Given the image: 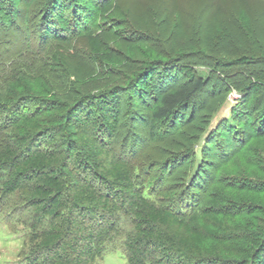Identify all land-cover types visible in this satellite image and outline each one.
Wrapping results in <instances>:
<instances>
[{"label": "trees", "instance_id": "16d2710c", "mask_svg": "<svg viewBox=\"0 0 264 264\" xmlns=\"http://www.w3.org/2000/svg\"><path fill=\"white\" fill-rule=\"evenodd\" d=\"M85 1L89 8L80 0H48L41 40L65 44L81 31L95 56L120 64L95 35L101 25L96 30L83 25L90 8L102 11V17L111 10V0ZM5 6L0 0L2 20ZM241 18L250 29L248 16ZM153 69L146 67L127 87L79 92L74 100L52 94L49 81L39 84L27 77L0 87V197L7 202L17 198L14 209L28 230L21 264H100L117 248L128 264H264V184L255 193L252 181L222 180L194 200L190 190L199 171L184 191L163 192L166 178L149 184L146 171L117 154L123 91L131 104L152 105L148 133L153 141H163L209 85L207 78L184 68L187 81L165 88L167 82L160 74L157 81ZM260 114L259 130L237 114L227 133L218 127L208 140L223 142L225 158L238 155L245 142L264 139V111ZM259 143L256 147L264 149ZM199 152L203 164L206 151ZM193 153L197 161L198 151ZM249 171L236 173L264 177L263 169Z\"/></svg>", "mask_w": 264, "mask_h": 264}, {"label": "rangeland", "instance_id": "374dc122", "mask_svg": "<svg viewBox=\"0 0 264 264\" xmlns=\"http://www.w3.org/2000/svg\"><path fill=\"white\" fill-rule=\"evenodd\" d=\"M47 1L4 0L8 12L0 19V87L27 77L39 84L49 81L52 94L74 100L79 92L127 87L149 65L157 81L160 74L167 82L165 88L181 86L188 79L184 70L192 69L207 78L209 85L163 141H153L148 133L152 105L131 104L127 91L121 93L120 126L114 142L117 154L146 171L144 179L149 184L166 178L163 192L184 191L186 181L198 171L189 192L196 200L222 180L228 184L252 181L253 192L259 191L256 186L264 184V177L239 176L236 171L264 170V149L256 147L259 141L264 145V139L255 136L238 155L227 159L223 142L208 138L218 127L227 133L237 114L253 130L262 126L256 118L264 111V0H111L106 17L90 8L83 25L91 29L101 25L95 35L123 61L120 64L95 56L81 31L69 35L65 44L43 42L40 22L47 13ZM80 2L88 7L85 0ZM243 14L250 20V29L242 24ZM256 85L262 89L256 90ZM247 145L253 146L251 150H246ZM200 150L206 151L203 164ZM13 200L0 197V264H21V253L28 248V230ZM100 264L128 262L117 248L108 251Z\"/></svg>", "mask_w": 264, "mask_h": 264}]
</instances>
